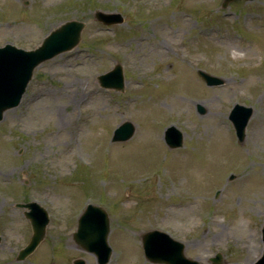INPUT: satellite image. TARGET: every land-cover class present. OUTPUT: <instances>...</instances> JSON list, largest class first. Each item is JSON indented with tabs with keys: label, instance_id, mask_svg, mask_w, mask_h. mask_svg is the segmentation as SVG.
<instances>
[{
	"label": "rangeland",
	"instance_id": "rangeland-1",
	"mask_svg": "<svg viewBox=\"0 0 264 264\" xmlns=\"http://www.w3.org/2000/svg\"><path fill=\"white\" fill-rule=\"evenodd\" d=\"M0 0V47L31 50L69 20L78 44L35 70L0 121V264H97L72 237L87 204L108 214L107 264H158L143 232L162 230L198 264H256L264 225V0ZM97 11L120 13L104 26ZM230 35L225 50L221 36ZM254 53V54H253ZM120 66L122 91L99 76ZM201 70L222 84L206 86ZM252 109L238 142L232 107ZM202 109V112L199 110ZM124 121L132 137L111 142ZM182 133L168 149L165 128ZM49 213L42 242L18 207ZM18 204V206H17Z\"/></svg>",
	"mask_w": 264,
	"mask_h": 264
},
{
	"label": "water",
	"instance_id": "water-1",
	"mask_svg": "<svg viewBox=\"0 0 264 264\" xmlns=\"http://www.w3.org/2000/svg\"><path fill=\"white\" fill-rule=\"evenodd\" d=\"M231 0H224V4ZM97 21L105 24H120L123 18L118 13L96 12ZM84 23L79 21H67L52 30L34 50L25 51L11 45L0 48V120L4 111L16 107L32 77L35 67L40 63L54 57L57 54L72 49L79 41L80 32ZM199 76L208 86H216L222 80L198 71ZM99 83L104 88L121 90L123 77L121 69L116 66L113 70L99 76ZM202 112V109L199 110ZM252 115L251 108L235 105L230 112L229 119L239 142L244 138V131L249 118ZM134 132V126L129 121L123 122L114 131L112 141H125ZM164 139L169 148L180 147L182 134L174 127H169L164 133ZM29 209L25 216L29 219L32 235L27 245L22 248L16 260H23L30 255L45 235V227L48 223L46 212L36 203L22 205ZM109 232L108 216L97 206L88 205L78 219L77 230L73 233L74 241L86 251L92 252L97 258L98 264H106L111 250L107 245ZM263 254L256 264H264V227L262 229ZM142 248L147 260L162 264H198L194 260L187 259L183 254V244L171 239L168 235L149 231L141 236ZM213 264L220 263V255L211 259ZM75 264H82L76 261Z\"/></svg>",
	"mask_w": 264,
	"mask_h": 264
},
{
	"label": "bare ground",
	"instance_id": "bare-ground-1",
	"mask_svg": "<svg viewBox=\"0 0 264 264\" xmlns=\"http://www.w3.org/2000/svg\"><path fill=\"white\" fill-rule=\"evenodd\" d=\"M220 39L225 42L226 44L223 45L225 50H228L231 47V42L233 41V39L230 37V35L227 36H221ZM254 54V53H253Z\"/></svg>",
	"mask_w": 264,
	"mask_h": 264
}]
</instances>
